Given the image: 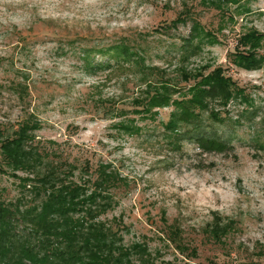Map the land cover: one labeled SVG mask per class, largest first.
Instances as JSON below:
<instances>
[{
	"label": "rangeland",
	"instance_id": "1",
	"mask_svg": "<svg viewBox=\"0 0 264 264\" xmlns=\"http://www.w3.org/2000/svg\"><path fill=\"white\" fill-rule=\"evenodd\" d=\"M253 29L264 0H0V140L31 119L72 182L114 173L100 221L144 263L264 264V62L231 55ZM217 68L240 90L167 126Z\"/></svg>",
	"mask_w": 264,
	"mask_h": 264
},
{
	"label": "trees",
	"instance_id": "2",
	"mask_svg": "<svg viewBox=\"0 0 264 264\" xmlns=\"http://www.w3.org/2000/svg\"><path fill=\"white\" fill-rule=\"evenodd\" d=\"M263 40L264 35L254 29L242 35L231 53L235 66L245 70L260 67L264 57H256L255 51ZM194 79L187 98L170 105L181 112L179 116L170 114L167 126L172 119L186 118L192 105L202 110L204 99L228 100L237 88L223 68ZM155 96L140 111L169 105L164 97ZM36 129L37 123L28 119L0 140V173L18 179L22 189L14 200H6L0 193V264H147L141 257L136 259L143 254L142 248L123 249L115 233L100 221L110 207L108 192L117 186L115 174L99 169L94 181L72 182V169L66 170L72 166L55 164V150L34 141Z\"/></svg>",
	"mask_w": 264,
	"mask_h": 264
}]
</instances>
